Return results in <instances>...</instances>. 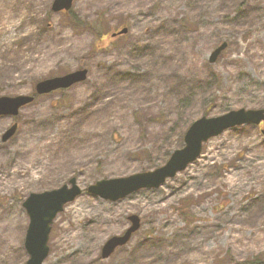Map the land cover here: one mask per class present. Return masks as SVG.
Wrapping results in <instances>:
<instances>
[{"label": "rangeland", "instance_id": "rangeland-1", "mask_svg": "<svg viewBox=\"0 0 264 264\" xmlns=\"http://www.w3.org/2000/svg\"><path fill=\"white\" fill-rule=\"evenodd\" d=\"M51 1L0 0L1 97L35 96L39 81L87 70L84 81L0 115V264L28 259L25 197L71 178L81 193L53 219L42 264L264 259L263 123L208 139L157 188L113 202L86 191L161 166L203 115L264 109V0H73L89 29L73 28ZM131 214L139 229L101 258Z\"/></svg>", "mask_w": 264, "mask_h": 264}, {"label": "water", "instance_id": "water-1", "mask_svg": "<svg viewBox=\"0 0 264 264\" xmlns=\"http://www.w3.org/2000/svg\"><path fill=\"white\" fill-rule=\"evenodd\" d=\"M73 0H52L50 8L53 12L68 11ZM123 28L119 33H125ZM115 34H112L114 36ZM227 46L226 42L218 45L209 55V63H214L219 54ZM86 69H78L62 76L44 79L35 84L37 94H47L57 89H66L75 83L85 80ZM33 100V96L18 95L14 97L0 96V115H17L18 110ZM264 122V109L230 110L215 117L201 116L191 122L183 134V146L175 149L166 162L150 171L138 172L125 177L101 179L89 185L86 191L103 200L116 201L140 189L159 187L167 178H172L182 171L200 154L202 144L208 139L219 135L226 129L240 125H258ZM13 124L2 135V141L7 140L15 131ZM81 189L71 178L68 184L56 189L30 193L22 206L28 216L23 246L28 254L25 264H42L48 255L47 240L50 225L55 216L64 206L74 200ZM130 225L120 235L111 236L102 245L100 256L105 259L115 248L125 245L131 236L139 229L140 219L131 214L127 217Z\"/></svg>", "mask_w": 264, "mask_h": 264}, {"label": "trees", "instance_id": "trees-1", "mask_svg": "<svg viewBox=\"0 0 264 264\" xmlns=\"http://www.w3.org/2000/svg\"><path fill=\"white\" fill-rule=\"evenodd\" d=\"M69 14V21H70V24L71 26L74 28V27H79V28H84V29H89V28H92L90 26V24L88 23H85L81 20L78 19V17L76 15H73L72 11L68 12ZM221 56V55H220ZM204 114H206V112H204ZM235 264H264V259H260V258H257V257H252L250 259H245L243 261H240V262H236Z\"/></svg>", "mask_w": 264, "mask_h": 264}]
</instances>
